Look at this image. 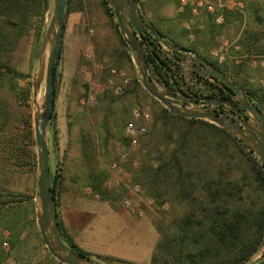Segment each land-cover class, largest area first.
<instances>
[{"label": "rangeland", "instance_id": "rangeland-1", "mask_svg": "<svg viewBox=\"0 0 264 264\" xmlns=\"http://www.w3.org/2000/svg\"><path fill=\"white\" fill-rule=\"evenodd\" d=\"M137 1L142 16L151 25L153 6L146 0ZM251 1L253 0H221L222 6L217 7L216 11L235 10L241 14V18L223 29L216 38L218 43L210 47L206 54L211 60H217L218 64L225 63L229 67L232 64H243L241 70L248 76V81L255 85L264 83V52L254 54L241 51L237 43L242 30L250 25L247 8ZM182 10L175 0V3L165 4L158 12L161 17L169 20L166 23L171 35L173 32L181 45H187L194 39V29L201 27V24L199 16L191 13L188 19L178 21L176 16ZM221 21L222 17L218 15L216 22ZM114 22V14H107L100 0H73L71 9L65 16L61 58L56 69L57 94L53 118L48 127L50 172L51 177L58 173L60 180L56 210L68 232L70 226L67 219L76 221L72 237L76 239L80 249L89 253L90 258L104 264H114L104 262L101 256L105 255L133 264H149L157 244L163 234L172 232L179 214L170 209V203L157 204L136 178L140 164L154 161L155 156L167 147L168 141L158 138V130L148 134L153 129L156 114L153 97H149L144 89H135L134 80H138L137 66L129 47L126 48L120 42L113 28ZM42 36L36 40L34 32L30 31L19 40L11 53L10 66L26 76L19 80L20 85H25L27 81L32 83ZM124 52L129 53L131 59ZM111 68L122 70L129 78L130 82L121 94H114L106 83ZM114 80L118 82L119 77ZM43 89L44 84L39 92L40 99ZM88 92L95 95L94 100L82 102ZM0 97L18 115L17 118L11 116L5 129L0 130V186L11 192L12 196L18 193V198L33 201L32 216L35 218L33 226L28 223L24 225L14 245L3 247L4 256L0 264H61L48 252L40 235H36L37 161L35 167H32L29 159L26 160L23 155L17 156V148L25 147L23 136L26 129L22 120L29 115L34 140L35 106L32 86L30 97L26 101L1 86ZM160 105L162 104L158 102L156 107ZM123 107L127 108V120L119 131L115 122ZM136 107L147 111L150 117L145 122L140 121L147 129L140 136L137 145L133 146L125 132V125L132 119L131 110ZM53 130H56V141ZM84 131L94 142L95 155L91 162L105 169L108 175L103 183V197L86 184L88 167L80 144ZM33 148L36 155L35 144ZM113 163L116 164L115 167H112ZM134 184L139 185L138 191L133 190ZM128 197L135 212H131L122 203ZM171 199L172 196H169L168 200ZM263 253L264 249L260 248L248 264H257Z\"/></svg>", "mask_w": 264, "mask_h": 264}, {"label": "trees", "instance_id": "trees-1", "mask_svg": "<svg viewBox=\"0 0 264 264\" xmlns=\"http://www.w3.org/2000/svg\"><path fill=\"white\" fill-rule=\"evenodd\" d=\"M72 1L67 0L65 16L71 9ZM146 1L153 6L151 25L166 39L181 45L175 39L176 35L173 32L171 35L168 30L166 22L169 20L161 17L158 12L165 4L175 3V0ZM100 4L107 14L113 16L107 0H100ZM50 6L51 0H0V86L25 101L31 94V82L19 84V80L26 76L10 66L11 53L19 40L30 31L34 32L36 40L43 35ZM190 13L188 8H184L176 18L178 21L188 19ZM247 13L250 25L242 30L237 43L241 51L262 54L264 0L251 1ZM218 15L222 17L219 23L216 22ZM198 16L201 27L194 29V39L189 44L181 46L196 52L230 77L264 112V83H250L248 76L241 70L243 64H232L229 67L225 63L218 64L217 60H211L206 54L210 47L218 43L216 38L224 28L240 21L241 14L223 9L214 13L203 11ZM113 28L120 42L127 48L116 22ZM148 44L152 49V53H146L151 78L165 91L174 94V85L179 86L180 82L171 80V75L176 73L171 62L178 69L181 68L180 64L159 57L153 43ZM61 51L62 40L58 60ZM126 56L131 59L129 53ZM57 65L58 61L54 70V101L57 94ZM210 86L216 87L213 83ZM134 87L143 90L137 79L134 80ZM191 93L200 95L196 90ZM152 103L156 114L153 129L148 134L158 130V138L161 141L166 139L168 145L155 156L154 161L140 164L136 178L157 204L170 203V209L179 215L172 232L163 234L149 264H248L260 248L264 249V164L247 145L225 129L203 119L172 114L162 105L156 107L158 102L154 98ZM126 112L127 108L123 107L116 119L115 127L119 131L127 120ZM11 116L17 118V112H12L4 98L0 97V130L5 129ZM22 122L26 129L23 136L25 147L17 148V156L23 155L35 167V143L30 115ZM53 133L56 141V130ZM80 144L88 167L86 184L103 197V183L108 175L105 169L91 162L95 155L94 142L85 131L81 134ZM58 177V173L51 177L56 207L60 184ZM19 196L18 193L12 196L11 192L0 186V260L4 256L3 243L14 245L24 225L35 224L32 216L34 202ZM169 196H172L171 200H168ZM57 217L64 242L76 252L90 257L89 253L78 247L63 226L58 211ZM4 231H7V235H4ZM36 235L39 236L38 231ZM101 258L107 263L133 264L109 255Z\"/></svg>", "mask_w": 264, "mask_h": 264}, {"label": "water", "instance_id": "water-1", "mask_svg": "<svg viewBox=\"0 0 264 264\" xmlns=\"http://www.w3.org/2000/svg\"><path fill=\"white\" fill-rule=\"evenodd\" d=\"M107 2L116 18L119 32L131 50L138 70V80L143 89L172 114L203 119L230 132L247 145L264 164V112L244 90L196 52L166 39L142 16L137 0H107ZM66 5L67 0H51L50 11L37 54V69L31 83L35 106L33 133L37 161L36 222L39 235L48 252L61 264H104L83 256L64 242L58 227L56 200L51 188L48 127L54 108V70L60 56ZM143 33L150 34L153 40L165 47L167 56L181 65L190 68L191 62H195L196 70L202 71L233 98L240 100L239 104L234 105L227 98L203 97L197 100L196 97L187 95L181 89H177L176 94H173L160 88L151 78L149 72L147 55L141 41ZM175 51L184 53L186 58L183 60L177 58L174 54ZM42 84H44V89L40 99L39 92ZM219 104H224L232 109L229 115L234 114L235 121L227 119L213 109ZM257 264H264V255Z\"/></svg>", "mask_w": 264, "mask_h": 264}, {"label": "built area", "instance_id": "built-area-1", "mask_svg": "<svg viewBox=\"0 0 264 264\" xmlns=\"http://www.w3.org/2000/svg\"><path fill=\"white\" fill-rule=\"evenodd\" d=\"M179 5L181 9L188 8L193 15H199L203 11L214 13L217 9V7H221L222 3L221 0H178ZM144 45V44H143ZM145 52L148 53L152 51L149 44L144 45ZM161 49L165 52V47L161 45ZM159 53L162 55L164 54L162 51H159ZM221 61V58H219ZM181 71V70H180ZM119 77L118 82H115V78ZM178 79L180 82L181 87H187L190 91L196 90L197 93L200 95H195L200 98L206 97L210 94H213V91H216V87L210 86V81H200L196 78L192 79H186L185 81L182 78L181 72L176 73L175 76L171 75V80ZM129 78L124 74L122 70H117L116 68L110 69V77L107 79L106 83L109 87H111L112 92L114 94H121L124 91V88L129 84ZM191 88V89H190ZM95 98V95L92 92H88L87 95L82 98V102H90L93 101ZM207 107H210L207 106ZM150 115L147 111H145L142 108L136 107L131 110V118L125 125V132L127 136L129 137V141L131 145L136 146L139 138L141 135L145 134L147 126L140 122V121H147L149 119ZM116 164L113 163L112 167H115ZM134 191L139 190V185L134 184L133 186ZM97 196V195H96ZM123 205L130 209L131 212H135V209L132 205L130 197L124 198L122 201ZM139 214H141V211H139ZM4 235H7V231L3 232ZM3 247L7 248L8 244L7 242L3 243Z\"/></svg>", "mask_w": 264, "mask_h": 264}, {"label": "flooded vegetation", "instance_id": "flooded-vegetation-1", "mask_svg": "<svg viewBox=\"0 0 264 264\" xmlns=\"http://www.w3.org/2000/svg\"><path fill=\"white\" fill-rule=\"evenodd\" d=\"M143 37L141 39V41L143 42L144 45H147L149 42L153 43V45L155 46L156 48V52L158 54L159 57L163 58V59H171L167 56V54L161 49V46L159 45V42H156L155 40H153L152 36L148 33H143L142 34ZM159 51H162L164 54H160ZM152 53V51H150ZM175 56L179 59H185L186 58V55L182 52H178V51H175L174 52ZM172 61L176 62L175 60L171 59ZM170 63V62H169ZM171 67L173 70L176 71V73L178 72H181V75H182V78L183 80L185 81L186 79H190V78H196L197 80H200V81H210V83H213L215 86H216V91L214 92L213 91V94H210V96H206L205 98H210V97H216V98H219V99H223V98H227L229 99L234 105H237L239 104L240 100H237L235 98H233L223 87H221L218 83L214 82L210 77H208L207 75H205L202 71H199V70H196L195 67H196V63L195 62H191V65H190V68H186L184 67L183 65H181L180 63V66L182 69L180 71V69L177 68V66L175 64H173V62H171ZM176 73L174 74V76L176 75ZM177 81H179L178 79H175ZM175 87V92L177 89H181L184 93H186L187 95H190L191 97H196L197 100L200 99V97L198 96H195L191 93V91L187 88V87H181L180 85L179 86H176L174 85ZM174 92V94H176ZM209 106V105H207ZM213 109L215 111H217L218 113L224 115L227 119L231 120V121H235V117H234V114H230V112H232V109L229 108L228 106L224 105V104H219V105H216L213 107ZM247 117L249 118V120H251L250 116L247 114Z\"/></svg>", "mask_w": 264, "mask_h": 264}, {"label": "crops", "instance_id": "crops-1", "mask_svg": "<svg viewBox=\"0 0 264 264\" xmlns=\"http://www.w3.org/2000/svg\"><path fill=\"white\" fill-rule=\"evenodd\" d=\"M67 221H68V224H69V226H70V230H69V233L72 235V234H74V232H75V228H76V225H75V222H74V220H72L71 219V221H69V219H67ZM73 236V235H72ZM73 239H74V241L76 242V239L73 237Z\"/></svg>", "mask_w": 264, "mask_h": 264}]
</instances>
